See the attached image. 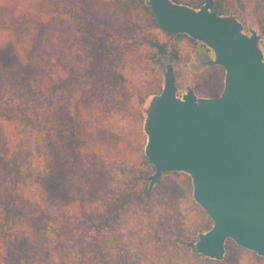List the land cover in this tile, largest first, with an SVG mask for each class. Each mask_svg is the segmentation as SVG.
Listing matches in <instances>:
<instances>
[{
    "label": "rangeland",
    "instance_id": "1",
    "mask_svg": "<svg viewBox=\"0 0 264 264\" xmlns=\"http://www.w3.org/2000/svg\"><path fill=\"white\" fill-rule=\"evenodd\" d=\"M201 1L178 0V3L197 8L193 3ZM230 1L237 7L236 13L223 14L235 15L242 22L243 31L246 33H249L251 28L256 29L261 35L259 43L264 55V0ZM98 4V15L105 20L106 26H116L121 32L127 30L136 38V43L124 56L117 55L115 47L117 41L113 44L109 37L105 40L107 55L102 58L103 67L122 71L126 81L117 86V91L129 99L121 103L124 110L119 116L121 120H117V124L124 127L123 134L106 147L109 155H105L107 162L104 164V171L109 194L102 202L101 209L105 212L103 227L97 234V223H93L97 217L94 212L95 205L85 202L81 205L83 199L79 197V192L75 195L73 183L65 177L70 172V162L74 160L71 152L68 151L70 161L62 168L63 171L59 163L57 172L50 170L56 166L55 159L58 160L53 149L57 138L55 124L57 122L59 126L63 125V128L67 129L68 122L59 118L64 117L59 112L57 115L59 122L54 121V117L52 122L49 116L53 108L66 105V100H60L58 105L55 100L47 102L42 99L40 131L33 133L32 127L14 122L4 126L6 134L14 135V142L18 140L16 143L20 149L34 151L29 160L32 168L36 169L31 179L32 185L28 189L34 191L37 189V194L36 197L19 203V207L25 210L22 215H16V229H22L21 227L25 229L24 247L20 251L25 257L21 262L61 264L64 261L65 264H89L90 258L100 252L102 264H264V257L237 245L231 239L226 241L222 260L185 255L181 248L183 243L175 247H166L165 251L150 246L154 244L163 247V242L166 243V240H171L175 236H188L195 241L199 236L198 231H206L201 223L205 218L190 210L189 198L180 180V174H185L183 172L171 171L179 174L166 172L161 175L158 179L160 183L156 182L153 185L154 189L145 203L137 205L135 201H131L127 205L124 204L123 206L128 208L127 212L123 213L118 207L113 215L119 216L111 218L110 212L115 203L109 198L112 196L110 188L115 189L117 196L126 190L129 194L134 191L131 195H135L143 185L138 177L141 168L139 159L141 154H144L146 143V135L142 128L143 107L152 94L160 92L166 64L173 65L179 95L187 87H192L197 95L206 96L199 91L205 83H223L224 69L221 66L207 64L212 52L204 43L189 38L177 40L166 35L161 28L153 26L138 0H102ZM58 6V10L63 11V5L59 3ZM68 10L70 14L76 12L72 7ZM80 13L85 16V12ZM57 17L54 43L60 61L63 58L61 47L70 45L74 50L73 54L69 55L72 57L70 60L79 59L74 45L79 39L81 44L88 46L86 51L82 52V58L90 61V49L96 42L89 31V25L86 23L77 25L72 21L65 23L63 20L68 17L61 13ZM133 25L137 28L135 31L132 29ZM63 32H67L70 37L67 45L62 44ZM144 34L165 43L168 50H176L177 58L169 60L156 55L155 49L146 39L141 38ZM119 40L124 42V38ZM157 58L160 61H157ZM63 74L65 72L57 67L56 75ZM45 84L44 81L42 88ZM52 178L56 179L54 184L57 186L56 189L50 185ZM33 181L38 182V185L33 184ZM26 225L35 227L31 229ZM209 225H212V221ZM97 250L99 251L96 252ZM14 256L12 252L0 248V264H3L5 258L14 259Z\"/></svg>",
    "mask_w": 264,
    "mask_h": 264
},
{
    "label": "trees",
    "instance_id": "2",
    "mask_svg": "<svg viewBox=\"0 0 264 264\" xmlns=\"http://www.w3.org/2000/svg\"><path fill=\"white\" fill-rule=\"evenodd\" d=\"M138 1L151 24L161 28L148 1ZM174 1L178 2V0ZM100 2L102 0H0V248L15 255L14 259L5 258L3 264H23L21 261L25 256L20 251L24 247L25 229L23 227L16 229V215H22L25 210L19 205L30 197H36L37 194V189L36 191L28 189L32 185L31 179L36 169L32 168L29 160L34 155V151L20 149L19 144L16 143L18 140L14 142L15 136L6 134L4 126L14 122L32 127L33 133L40 131L42 99L47 102L55 100L58 105L60 100H66V105L53 108L49 116L52 122L53 117L54 121L59 122L57 115H64L59 118L68 122L67 129L63 128V125L59 126L57 122L55 124L57 138L55 148H52L55 149L58 160L55 159L56 166L50 170L57 172V163L60 164L61 170L65 168V164L70 161L68 151L71 152L74 160L70 162V172L68 171L69 174L65 177L73 183L75 195L79 192V197L83 199L81 205H84V202L95 205L94 212L97 217L93 223H97L96 233L99 234L103 227L105 212L101 209L102 202L109 194L108 180L104 171V164L107 162L105 157L109 155L106 147L123 134L124 127L119 126L117 120H121L119 116L124 110V105L121 103L129 99L125 94L117 91V86L126 81L122 71L103 67L102 58L107 55L105 40L109 37L111 43L117 41L115 46L117 55L124 56L132 49L136 38L132 32L127 30L121 32L116 26H106L105 20L98 15ZM203 2L204 0L199 3L194 2L193 6L199 7ZM212 2L211 10L214 12L236 13L237 11V7L230 0H212ZM59 3L63 5V11L58 10ZM69 7L74 8L76 12L70 14ZM80 11L85 12V16L81 15ZM59 13L68 17L63 20L65 23L72 21L77 25L85 23L89 25V31L96 42L90 49L91 54L90 57L88 56L90 61L82 58V52L86 51L88 46L81 44L80 39L74 44L78 60H70L72 57L69 55L74 51L71 45L62 46V61L58 58L54 39ZM63 21L61 20L62 24ZM132 29L135 31L137 28L133 25ZM163 32L177 40L183 38L194 40L183 33L170 34L165 30ZM66 33L63 32L62 35L63 45H67L70 41H68L69 34ZM119 38H124V42ZM141 38L146 39L155 49L156 55L169 60L177 58V51L168 50L165 43L145 34ZM157 59L160 61L159 58ZM57 67L65 74L56 75ZM44 81L46 84L42 88ZM222 87V82L205 83L199 92L206 96H217ZM49 130L52 132L51 129ZM139 164L141 168L138 177L143 185L137 194L131 195L134 191L129 194L126 190L122 191V195L117 196L115 189L110 188L112 196L109 198L115 203L110 212L111 218L119 216L113 215L118 207L126 213L128 208L124 207V204L135 201L137 205H141L150 198L154 188H148L147 176L154 171V167L148 164L144 154H141ZM180 175L189 198L190 210L204 217L205 220L201 223L205 230L209 229L211 227L209 216L192 198L191 179L185 174ZM55 181L56 179L52 178L50 185L56 189ZM157 182L160 183L159 180ZM33 184L38 185V182L33 181ZM26 227L33 229L35 226L26 225ZM202 232L203 230L198 231V235ZM185 240L192 239L188 236H175L171 240H166V243L163 242V247L154 244L150 246L165 251L166 247L181 245ZM181 248L185 255L192 254L196 258L199 256L208 259L193 252L190 247L181 245ZM101 258L100 252L95 253L88 263L102 264Z\"/></svg>",
    "mask_w": 264,
    "mask_h": 264
},
{
    "label": "water",
    "instance_id": "3",
    "mask_svg": "<svg viewBox=\"0 0 264 264\" xmlns=\"http://www.w3.org/2000/svg\"><path fill=\"white\" fill-rule=\"evenodd\" d=\"M173 0H148L159 26L183 33L212 52L209 65L224 69L217 96L192 87L178 94L173 65L167 63L160 92L143 107L144 155L154 171L152 188L164 172L191 179L192 198L212 221L193 241L195 253L222 260L228 239L264 257V55L261 35L243 31L233 14Z\"/></svg>",
    "mask_w": 264,
    "mask_h": 264
}]
</instances>
